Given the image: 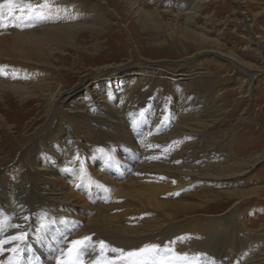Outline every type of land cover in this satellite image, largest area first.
<instances>
[{
    "label": "bare ground",
    "instance_id": "obj_1",
    "mask_svg": "<svg viewBox=\"0 0 264 264\" xmlns=\"http://www.w3.org/2000/svg\"><path fill=\"white\" fill-rule=\"evenodd\" d=\"M100 1L96 4L86 1L90 8L86 6L78 12L76 5L69 0H35L19 10L21 23L13 29L14 41L28 46L29 51L17 54L22 57L18 62L24 64L18 77L0 72V89L7 88L22 100L35 96L37 90L45 96L51 92V97L47 100L49 121L30 135L27 145H18L23 157L16 168L10 166V159L0 163V264H60L62 260L76 258L75 252L71 256L68 254L73 247L70 242L84 237L91 240L87 242V251L79 256L81 264H129L127 253L138 252L150 245L157 248L148 256L147 264H264V224L251 229L242 221L243 212L251 204L248 201L259 199L264 193V189L245 191L242 187L244 178L253 176L256 166L264 160V152L255 158L238 161L223 152L215 154L211 151L222 140L213 143L212 149L205 148L209 129L213 128L215 121L209 120L210 107H207L202 91L193 94L188 89L186 70L182 69L179 77L173 67L160 62L108 65L95 70L87 81L83 80L75 93L51 90L50 83L41 84L39 80L47 71L38 68L40 75H37L24 69L37 68L29 65L52 68L49 61L54 51L65 53L68 49H76L79 34L84 31L96 37L107 33L109 46L110 30L119 22H114L111 14L104 11L109 0ZM110 1L125 5L124 9L129 10V16L131 14L135 20L134 24L148 33L146 42L152 49L163 48L169 42V47L174 45L175 29L170 26L172 33L166 32L165 18L168 15L185 18L184 37L192 33L196 41L206 42V32L192 27L201 15L203 3L200 1ZM151 5L154 10H148ZM173 8L178 10L176 14ZM110 11L116 12V17L120 16L124 21V16L116 9ZM262 14L259 13L258 17ZM130 57L133 60L132 54ZM220 57L245 75L254 76L236 59L221 54ZM196 60L175 65L190 68L187 65ZM8 66L14 68L17 63ZM154 74L153 83H149V75ZM128 76L131 81L125 82ZM175 77H179V82ZM30 78L36 79H32V83ZM92 78L99 80L89 86ZM7 80L14 82L7 86ZM165 90H178L181 100L171 105L167 98L165 100ZM138 95L152 96V103L157 105L155 115L150 119L139 112L140 104L135 102ZM197 95L203 100L194 104ZM81 98L84 101L80 103ZM168 111L173 117L171 127L177 134L173 129L171 133L159 131L161 118L164 119ZM197 116L206 118L199 120ZM78 127H88L95 134H101L104 141H113L115 152L120 153L116 157L126 161L125 178L128 177L126 181L120 179L119 168L112 171V162L106 151L101 152L102 159L92 162L97 169L92 180L100 188L94 190V204L90 203L86 209L97 212L99 218L93 222L88 219L90 224L85 226L84 202L71 187L63 189L55 185L68 167H72L77 156L75 133ZM128 128V137L118 138L122 134H117ZM9 131L3 115H0V132L7 134ZM179 138L189 140V144L182 148L185 140L181 145ZM226 141L229 144V138L225 137L223 142ZM89 150L83 151L84 156L89 157ZM9 166L10 170L1 172L2 167ZM191 187L198 192V201H172L186 195ZM103 189L108 191L111 199L125 201L128 210L120 213L119 218L114 214L110 216V207L100 203L102 198L98 196L103 195ZM226 203L232 205L231 208L216 218L214 215L206 221L192 219ZM22 234V239H14ZM101 241L106 247H101ZM60 244H63L62 248ZM57 249L60 253L55 263L53 254Z\"/></svg>",
    "mask_w": 264,
    "mask_h": 264
},
{
    "label": "rangeland",
    "instance_id": "obj_2",
    "mask_svg": "<svg viewBox=\"0 0 264 264\" xmlns=\"http://www.w3.org/2000/svg\"><path fill=\"white\" fill-rule=\"evenodd\" d=\"M34 1L35 0H0L1 74L7 72L11 76L18 77L20 73H22L23 68L21 69V67L24 64L18 62L22 57H17V54H19L20 51L28 52L29 49L28 46L16 43V40L14 41L13 29L18 28L21 23L20 16H18L20 8L22 6L28 7L29 4H33ZM69 1H72L76 5L75 10H77V12L80 8L83 10L86 9V6L90 8V4L101 2L100 0ZM86 1L91 3L86 5ZM103 1L108 2V0ZM168 1L172 2L179 0ZM197 1L203 3V8L200 17L196 19L192 27L193 30H203V32H206L207 39L204 43H202L201 40L196 41L192 33H188V36L184 37L187 28L184 17L176 18L177 16L175 15H168L165 18V24L167 26L166 32L172 33V28L175 29L173 44L176 46L173 45V47H169L170 42L168 41L169 44L163 45V48H157L160 51L152 49L146 42V38L149 39L148 33L143 32L140 26L134 24L135 20L131 14L129 16V10L124 9L125 5L109 0V5H105L106 8H104V11L111 14L114 22L117 24L119 22L118 26H114V29L110 30L111 32L108 36L110 40L109 46L107 44V33L101 34L102 37L101 35L96 37L90 32L84 31L79 34V41L77 42L76 49H68L65 53L54 51V55L49 61L52 68H44L40 65H29L30 67L37 68L24 69L28 70L30 73H37V75H40V70L38 68L47 71V74L43 75V79L39 80L41 84L50 83L51 90L59 89L60 91H72L75 93H77L76 91L79 88V84L82 83L83 80L87 81L86 78L89 77V75H93L95 70L108 65L129 63L128 65L134 66L136 65L135 63L139 61L160 62L167 67H173V71H177L179 77L181 71L186 70L188 73L186 78L187 82H189L188 89L193 94H196L197 91H202L204 101L208 103L207 107H210L208 111L210 112L211 118L209 120L215 121L212 125L213 128L211 127L209 129L208 136L205 140V148L208 150L212 149L213 143L222 140V143L216 145V149L214 148L215 151L211 150L215 154L223 152L224 155L238 161L255 158L258 154L262 155L264 152V0ZM11 5L12 7L10 8ZM147 8L148 7H146V9ZM7 9H9V11ZM114 9L124 16V21H122L120 16L119 18L116 17L118 15L116 12L110 11ZM148 10H154V7L151 5ZM173 12L176 14L178 10L173 8ZM262 12L263 14L258 17V14ZM116 18L120 19L121 22ZM10 19H13V21ZM170 26L173 27L171 28ZM250 39L252 42L249 43ZM12 46L13 49L11 48ZM219 53L221 56L223 55L236 59L243 68L250 70L251 76L252 74H254V76L250 77L245 75L244 72L234 64L230 63L224 57H220ZM131 54L133 60L130 59ZM195 59H197L195 62L187 65L190 68L175 65L179 62H191ZM9 63H17V66L11 68L12 66H8ZM51 72H53V74ZM155 77V74L149 75L148 82L153 83ZM179 77H175V80L178 82ZM96 78H92L88 82V85L91 86L95 81L99 80ZM130 79V76L126 77L125 82H130ZM181 81L182 80H180V82ZM12 82L14 81L7 80L5 85L8 86ZM240 83L242 85H240ZM149 86H151V84ZM146 87L147 85L145 88ZM81 92L83 91L81 90ZM168 92L165 90V100L167 98V101H169L171 105L181 100L178 90H169ZM50 94L51 92L48 93L49 96H45L42 91L37 90L35 96L27 100H22L9 89H0V115H3L5 127L10 130L7 134L0 132V163L10 159L12 161L10 166H13V169L16 168L17 163L23 157V152L18 151V145H27L30 135L49 121L47 118L49 101L47 100L51 97ZM82 98L79 100L80 103L84 101V98ZM197 98L194 104L201 103V100H203L201 97L199 99L198 95ZM135 102L138 105L140 104L138 106L141 108L139 112L146 115L148 119L155 115L154 110L157 105L152 103V96L146 98L143 95H138L135 98ZM165 114V118H161L159 124L160 133H171L170 131L173 129V133L177 134L178 132H176V129L171 127L173 125L171 112L168 111ZM144 117L145 116H142V118ZM205 118L206 117L201 116L196 117V119L199 120H204ZM54 126H56V122ZM128 130L129 128L125 129V131L121 130L117 135L122 134V136L118 138H127L128 136L126 134ZM75 134V138L78 141L76 145V149L78 150L75 154L77 156L72 162V167H68L63 178L56 180L55 185L63 189L71 187L73 192L80 197V201L84 202V213L86 214L84 219L85 226L86 223L90 224V222L96 221L99 218L97 212H90V209H86L89 207V204L92 203L94 190L100 188V185L92 180V177L97 173V169L95 165H93L95 160L99 158L102 159L100 156L106 151L110 156L109 160L112 162V171L115 172L119 168L121 171L118 175L120 179L126 181L128 177L125 178L126 171L124 168H126V161H122L120 157H116V155L118 156L120 153L117 151L115 152L113 141H104L101 138V134H95V132L88 127H78ZM112 135L114 136V134ZM225 137L226 139L229 138V144H227V141L225 143L223 142ZM179 139L178 142L182 145L185 139ZM185 142L187 141L185 140L183 142L182 148L189 144V140L187 143ZM84 150H89V152H91L89 157L84 156ZM262 157H264V154ZM223 158L226 159L225 157ZM112 159L117 162H113ZM262 160L261 163L256 166L253 176L250 175L251 177L248 179L244 178L245 181H243L242 187L245 191L256 188L264 189V160ZM10 166L5 168L2 167L1 172L5 173V171L10 170ZM123 185L127 187L125 186L126 184ZM91 192L92 195L90 194ZM107 192L106 189H103V195L98 196L102 198L100 203L106 207H110L111 211L108 212L110 216L114 214L113 216L119 218L120 213L128 210L126 205H124L126 203L123 199H111ZM186 193V195L180 198L176 197L172 199V201L194 203L199 200L200 196L197 194L198 192L196 190L194 191L192 187L188 188ZM248 203L251 204L243 212L244 219H242V221L247 227L249 225L248 228L251 227V229H255L264 224V193L261 198L251 199ZM231 206L232 205L227 203L221 204L210 210L208 214L200 213L197 214V217H192V219H201V221L210 220L214 215L216 218L217 215L220 216L224 214ZM88 219L90 222L87 221ZM62 245L60 244L61 248L63 247ZM59 253L60 251L57 249V252L55 250L53 254L55 263L59 258Z\"/></svg>",
    "mask_w": 264,
    "mask_h": 264
},
{
    "label": "snow or ice",
    "instance_id": "obj_3",
    "mask_svg": "<svg viewBox=\"0 0 264 264\" xmlns=\"http://www.w3.org/2000/svg\"><path fill=\"white\" fill-rule=\"evenodd\" d=\"M18 227V226H17ZM23 234L19 237H15L14 239H22ZM91 240L90 237H84L80 240H75L71 241L70 243L73 245L72 248L68 250L69 256L73 252H75L76 258L75 259H69L68 261H61L60 264H81V261L79 259L80 254L84 253L87 251L88 248V243ZM101 247H106L103 241L100 242ZM157 246L155 245H150V246H145V248L140 249L138 252H129L127 253V256L129 258V264H147V259L148 256L156 251ZM112 251H122L118 249H111Z\"/></svg>",
    "mask_w": 264,
    "mask_h": 264
}]
</instances>
